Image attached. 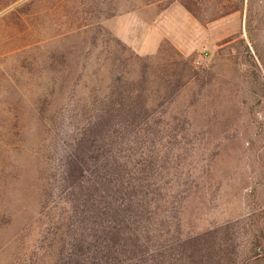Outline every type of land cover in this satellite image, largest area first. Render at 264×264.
I'll use <instances>...</instances> for the list:
<instances>
[{
    "label": "rangeland",
    "instance_id": "374dc122",
    "mask_svg": "<svg viewBox=\"0 0 264 264\" xmlns=\"http://www.w3.org/2000/svg\"><path fill=\"white\" fill-rule=\"evenodd\" d=\"M134 1L18 0L0 11V212L7 215L0 222V264H48L53 255L46 250L61 247L57 181L67 131L79 121L81 95L110 82L113 58L124 53L116 38L143 57L165 60L173 46L185 59L157 79L168 91L159 99L165 121L179 133L164 154L165 166L181 172L174 181L185 184L175 190L184 203L182 231L244 213L253 190L264 196V94L252 80L264 77V5H252L260 18L249 33L250 5L204 0L196 5L201 19L178 0ZM217 6L241 9L210 20ZM119 60L116 71H131L127 85H137L142 63ZM199 138L204 151L216 153L212 189H199L194 179Z\"/></svg>",
    "mask_w": 264,
    "mask_h": 264
},
{
    "label": "trees",
    "instance_id": "16d2710c",
    "mask_svg": "<svg viewBox=\"0 0 264 264\" xmlns=\"http://www.w3.org/2000/svg\"><path fill=\"white\" fill-rule=\"evenodd\" d=\"M16 1L0 0V11ZM178 1L202 17L196 5H203L204 0ZM207 1L209 5H250L249 33L260 18L253 13L252 5H264V0ZM239 9L217 6L209 19ZM116 40L122 50L119 54L127 51L126 55L113 58L110 82H102L101 87L94 86L81 95V110H75L79 121L67 131L57 181L63 196L57 219L63 229L56 233L62 244L58 250L56 244L46 250L53 255L48 264H264V196H258L257 190L252 191L253 199L244 213L195 233L182 231L184 203L177 200L175 190L185 184L174 181L172 175L181 172L178 167L165 166L169 159L164 154L179 133L173 121H165L168 110L160 108L159 100L165 89L157 79L161 72L174 74L185 59L173 46L171 57L158 61L160 55L157 59L143 57L119 38ZM110 55L114 56L112 51ZM118 60L134 64L132 67L142 63L137 85H127L131 71H116ZM252 80L264 94V77L258 81L254 76ZM41 106L39 103L37 108ZM57 106L51 103L49 108L56 110ZM63 109L54 111L53 118ZM173 117L170 119L175 120ZM193 144L196 185L212 189L209 183L213 182L211 170L216 153L204 151L201 138ZM260 178L264 184V175ZM5 216L0 212V222Z\"/></svg>",
    "mask_w": 264,
    "mask_h": 264
}]
</instances>
